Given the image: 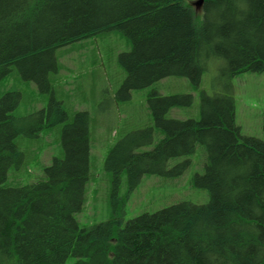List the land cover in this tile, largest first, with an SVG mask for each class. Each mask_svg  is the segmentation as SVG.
I'll use <instances>...</instances> for the list:
<instances>
[{"label": "trees", "instance_id": "trees-1", "mask_svg": "<svg viewBox=\"0 0 264 264\" xmlns=\"http://www.w3.org/2000/svg\"><path fill=\"white\" fill-rule=\"evenodd\" d=\"M110 30L131 43L119 56L127 93L170 76L197 86L217 60L229 78L264 71V0H0V82L15 67L50 94L25 116L14 114L21 90L0 97V264H65L71 256L77 264H264V137L242 134L231 93L203 90L200 118H184L179 107L193 104L192 92L153 89V120L120 138L105 162L114 200L124 176L132 190L148 174L182 175L191 159L172 168L170 160L201 145L204 171L192 184L208 191L207 202L185 199L126 222L113 215L80 225L92 116L71 117L51 74L60 69L59 48ZM59 124L64 155L31 182L9 184L11 167L25 158L18 136Z\"/></svg>", "mask_w": 264, "mask_h": 264}, {"label": "rangeland", "instance_id": "rangeland-1", "mask_svg": "<svg viewBox=\"0 0 264 264\" xmlns=\"http://www.w3.org/2000/svg\"><path fill=\"white\" fill-rule=\"evenodd\" d=\"M130 46L129 38L121 31L110 30L72 44L70 49L67 46L57 51L60 69L51 74L57 97L63 100L71 117L77 110H89L92 116L91 177L86 202L77 213L81 226L96 224L113 215L126 222L141 212H153L185 199L195 203L208 201V191L192 184L195 173L204 171V148L201 145L191 155L170 160L168 166L172 168L187 157L191 159L182 175L148 174L132 190L124 176L118 197L113 200V180L105 168L106 158L112 146L127 132L153 120L148 103L153 89L166 95L192 92L195 95L193 104L179 107L184 118H200V93L203 90L210 94L231 93L236 99V121L242 134L264 137V71L247 70L229 78L222 73L223 63L217 60L206 69L197 86L187 77L170 76L127 93L122 90L127 72L120 64L119 56ZM13 68L0 82V97L9 89L21 90L22 99L14 114L25 116L46 106L50 94L42 93L34 81L23 79ZM169 115L175 116L173 112ZM63 127L64 124H59L45 128L33 138L25 134L18 136L17 142L25 158L20 167L16 164L11 167L9 184L31 182L43 174L44 166L51 164L55 156L64 155ZM65 264H77V258L71 256Z\"/></svg>", "mask_w": 264, "mask_h": 264}]
</instances>
